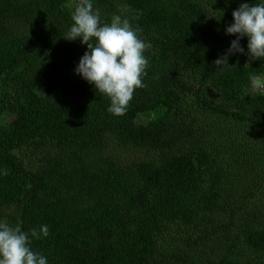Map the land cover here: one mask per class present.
Returning a JSON list of instances; mask_svg holds the SVG:
<instances>
[{"label":"trees","instance_id":"obj_1","mask_svg":"<svg viewBox=\"0 0 264 264\" xmlns=\"http://www.w3.org/2000/svg\"><path fill=\"white\" fill-rule=\"evenodd\" d=\"M260 0H94L151 43L122 115L74 69L80 0H0V219L49 264H264V95L232 12ZM7 172V175L3 173ZM259 202V203H257Z\"/></svg>","mask_w":264,"mask_h":264},{"label":"clouds","instance_id":"obj_2","mask_svg":"<svg viewBox=\"0 0 264 264\" xmlns=\"http://www.w3.org/2000/svg\"><path fill=\"white\" fill-rule=\"evenodd\" d=\"M232 16L233 22L226 26L225 32L235 39L226 54L214 61L215 65L223 68L229 55L244 54L240 41L245 37L249 59L264 60V0L243 3ZM71 19L65 39H79L87 45L75 74L109 98V112L124 114L134 92L146 87L143 77L147 75L149 60L145 51L151 48V43L141 37V28L133 27L129 19L120 15H114L110 23H102L99 10L94 9V0H80ZM227 65L230 66L228 62ZM249 82L255 90L264 88V78L255 73L249 74ZM49 234L46 224L24 231L22 220L10 224L0 219V264H49L46 255L32 248L34 239L46 238Z\"/></svg>","mask_w":264,"mask_h":264},{"label":"built area","instance_id":"obj_3","mask_svg":"<svg viewBox=\"0 0 264 264\" xmlns=\"http://www.w3.org/2000/svg\"><path fill=\"white\" fill-rule=\"evenodd\" d=\"M264 78V77H262ZM260 94H263L264 95V88L260 89V90H257Z\"/></svg>","mask_w":264,"mask_h":264},{"label":"rangeland","instance_id":"obj_4","mask_svg":"<svg viewBox=\"0 0 264 264\" xmlns=\"http://www.w3.org/2000/svg\"><path fill=\"white\" fill-rule=\"evenodd\" d=\"M257 203H259V202H257Z\"/></svg>","mask_w":264,"mask_h":264}]
</instances>
